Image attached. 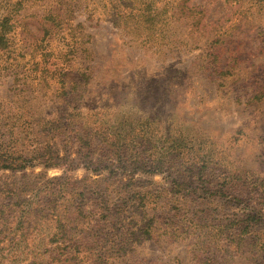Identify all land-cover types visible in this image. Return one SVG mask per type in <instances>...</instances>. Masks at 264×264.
<instances>
[{
	"label": "rangeland",
	"instance_id": "374dc122",
	"mask_svg": "<svg viewBox=\"0 0 264 264\" xmlns=\"http://www.w3.org/2000/svg\"><path fill=\"white\" fill-rule=\"evenodd\" d=\"M7 26L0 151L48 166L0 169V264H264V0H0Z\"/></svg>",
	"mask_w": 264,
	"mask_h": 264
},
{
	"label": "trees",
	"instance_id": "16d2710c",
	"mask_svg": "<svg viewBox=\"0 0 264 264\" xmlns=\"http://www.w3.org/2000/svg\"><path fill=\"white\" fill-rule=\"evenodd\" d=\"M143 13H146V10H144ZM147 15L152 16L153 11L148 12ZM3 21L5 24L8 23L7 18H4ZM6 31H9V26H7L5 28L3 27L1 32H0V48H7L9 45V40L7 38L8 32H6ZM47 156H49V155H47ZM33 159H35V160H33ZM44 159H45L44 153H41L40 155L29 159V158H26L20 154L15 156L11 153H8L7 151H0V169H9V170L15 172L17 170L24 169L27 166H35L36 163H39L43 166L44 165L48 166Z\"/></svg>",
	"mask_w": 264,
	"mask_h": 264
}]
</instances>
